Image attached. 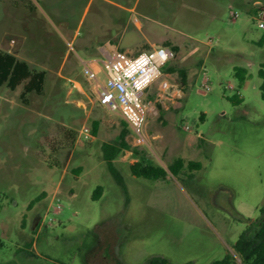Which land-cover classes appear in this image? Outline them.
Returning <instances> with one entry per match:
<instances>
[{
	"label": "rangeland",
	"instance_id": "1",
	"mask_svg": "<svg viewBox=\"0 0 264 264\" xmlns=\"http://www.w3.org/2000/svg\"><path fill=\"white\" fill-rule=\"evenodd\" d=\"M32 1L0 0V48L47 71L27 105L0 85V264H243L233 245L264 204V0ZM160 45L171 57L143 90L142 140L84 62ZM177 157L199 167L172 174ZM134 158L168 173L135 176Z\"/></svg>",
	"mask_w": 264,
	"mask_h": 264
},
{
	"label": "trees",
	"instance_id": "2",
	"mask_svg": "<svg viewBox=\"0 0 264 264\" xmlns=\"http://www.w3.org/2000/svg\"><path fill=\"white\" fill-rule=\"evenodd\" d=\"M24 6L30 11H33L35 4L32 0H24ZM263 7L253 9L258 11ZM258 44H264V32ZM47 71L45 69H37L30 65V63L22 58H19L16 54L0 48V85H5L11 90H15L18 86H22L19 97L23 104H29V93L36 92L42 94L44 92V85L46 80ZM234 75L242 83L247 76V70L242 66L234 67ZM258 75L261 78L259 85L261 98L264 100V62L261 63L258 69ZM235 100H239L236 98ZM122 124L127 127V123L122 120ZM98 121H94L92 125V132H96ZM127 132L125 128L120 135L121 139H124V135ZM124 146L132 148L131 146L124 144ZM132 153L138 154V151L132 148ZM108 168L112 171L111 159L113 153L107 154ZM130 170L133 175L150 178L160 179L164 178L168 171L161 165L155 163L144 162L139 158H134L129 162ZM199 167V163L195 160L184 161L183 158H175L168 166V170L172 174H178L185 168L193 170ZM102 193V186L98 185L94 190V197H97ZM32 206V202L29 207ZM249 229L242 231L235 241L233 247L235 251L240 255L243 264H264V221H261L254 228V234L248 232ZM148 264H188V263H175L164 257H155L150 259ZM209 264H237L235 256L228 252L222 258L215 259Z\"/></svg>",
	"mask_w": 264,
	"mask_h": 264
},
{
	"label": "built area",
	"instance_id": "3",
	"mask_svg": "<svg viewBox=\"0 0 264 264\" xmlns=\"http://www.w3.org/2000/svg\"><path fill=\"white\" fill-rule=\"evenodd\" d=\"M232 15L236 17L237 12L232 11ZM259 26L264 27V22ZM101 55L84 62L85 74L96 81L98 102L108 111L119 114L144 140L139 128L149 107L142 100L143 90L160 74L161 67L171 57L170 49L160 45L133 56L107 50ZM100 72L104 73L103 81L99 78ZM168 86L167 81L162 82V88ZM81 133L86 138L92 137L90 126L84 125Z\"/></svg>",
	"mask_w": 264,
	"mask_h": 264
},
{
	"label": "flooded vegetation",
	"instance_id": "4",
	"mask_svg": "<svg viewBox=\"0 0 264 264\" xmlns=\"http://www.w3.org/2000/svg\"><path fill=\"white\" fill-rule=\"evenodd\" d=\"M261 221H264V204L261 206V208H260V218H259V220H258V222H257V224H252L251 222H249V224H248V226H247V228L246 229H249V233H251V234H254V228H255V226L256 225H258ZM245 229V230H246ZM244 230V231H245ZM238 238V237H237ZM237 240V239H236Z\"/></svg>",
	"mask_w": 264,
	"mask_h": 264
},
{
	"label": "crops",
	"instance_id": "5",
	"mask_svg": "<svg viewBox=\"0 0 264 264\" xmlns=\"http://www.w3.org/2000/svg\"><path fill=\"white\" fill-rule=\"evenodd\" d=\"M103 51V50H102Z\"/></svg>",
	"mask_w": 264,
	"mask_h": 264
}]
</instances>
